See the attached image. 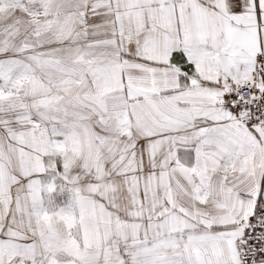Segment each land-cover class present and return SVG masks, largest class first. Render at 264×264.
Listing matches in <instances>:
<instances>
[{
	"label": "snow or ice",
	"instance_id": "6c2138e0",
	"mask_svg": "<svg viewBox=\"0 0 264 264\" xmlns=\"http://www.w3.org/2000/svg\"><path fill=\"white\" fill-rule=\"evenodd\" d=\"M0 264H264V0H0Z\"/></svg>",
	"mask_w": 264,
	"mask_h": 264
}]
</instances>
